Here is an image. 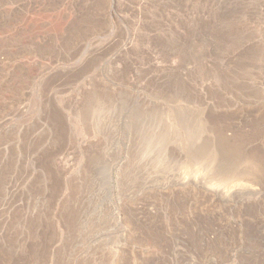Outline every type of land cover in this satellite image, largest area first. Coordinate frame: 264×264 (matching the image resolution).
Returning a JSON list of instances; mask_svg holds the SVG:
<instances>
[{
	"label": "rangeland",
	"instance_id": "obj_1",
	"mask_svg": "<svg viewBox=\"0 0 264 264\" xmlns=\"http://www.w3.org/2000/svg\"><path fill=\"white\" fill-rule=\"evenodd\" d=\"M0 264H264V0H0Z\"/></svg>",
	"mask_w": 264,
	"mask_h": 264
}]
</instances>
